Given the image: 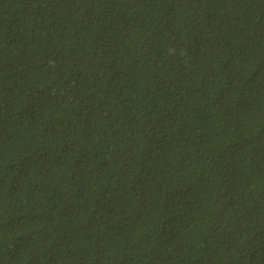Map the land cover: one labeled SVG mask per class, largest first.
<instances>
[{
    "label": "trees",
    "instance_id": "obj_1",
    "mask_svg": "<svg viewBox=\"0 0 264 264\" xmlns=\"http://www.w3.org/2000/svg\"><path fill=\"white\" fill-rule=\"evenodd\" d=\"M0 264H264V0H0Z\"/></svg>",
    "mask_w": 264,
    "mask_h": 264
}]
</instances>
